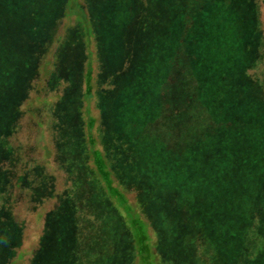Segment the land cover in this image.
Returning a JSON list of instances; mask_svg holds the SVG:
<instances>
[{
  "label": "rangeland",
  "instance_id": "obj_1",
  "mask_svg": "<svg viewBox=\"0 0 264 264\" xmlns=\"http://www.w3.org/2000/svg\"><path fill=\"white\" fill-rule=\"evenodd\" d=\"M69 1L0 0V211L8 210L23 175L21 188L32 194L26 200L56 195L53 227L79 225L80 262L135 264L129 233L87 162L81 113L91 52L110 165L123 185L138 184L136 174L145 181L144 201L162 244L190 235L197 264H264L262 0H72L75 12ZM120 84L129 89L124 111L117 109L122 124L114 116ZM135 95L147 105L142 126L134 121ZM30 97L36 107L28 113ZM224 97L229 103L218 105ZM242 113L254 118L247 124L234 118ZM250 149L254 164L244 157ZM159 183L169 194L166 221L156 218L162 197L148 199ZM204 192L219 212L201 223L186 208L197 209ZM228 203L234 214L224 209ZM19 234L5 228L0 264ZM51 250L45 246L34 264ZM182 251L173 258L165 252L164 260L181 264Z\"/></svg>",
  "mask_w": 264,
  "mask_h": 264
},
{
  "label": "trees",
  "instance_id": "obj_2",
  "mask_svg": "<svg viewBox=\"0 0 264 264\" xmlns=\"http://www.w3.org/2000/svg\"><path fill=\"white\" fill-rule=\"evenodd\" d=\"M77 5V2H73L72 0L69 1V11L70 7L73 6V11L75 12V7ZM72 10V9H71ZM262 12H264V0H262ZM264 16V13H263ZM262 24L264 25V19L262 18ZM91 28V27H90ZM86 34V31H85ZM92 28L90 34H86L87 39L90 40L92 38ZM262 39L264 42V31L262 33ZM244 41V40H242ZM245 46V44H243ZM151 48V47H150ZM90 56H92L87 61V68H86V78L85 84H84V92L86 90V98H82V119L84 122V128L83 133L85 135V151L86 155H88V165L91 167V171L94 174L95 179L99 182V185L103 188L104 196L111 202L114 210L119 218L121 217V224L127 232L129 233V246L131 247L134 256L133 259H135V264H167L163 257L165 255V252H168L173 257L179 256L181 251L184 252V254H187L186 257L182 258L181 264H184L185 261L190 259L191 264H197L198 258L195 256V246L190 242L189 240L191 237L190 235H186L188 237L183 238V235H174L173 242L165 244H162L161 238L163 236V231L160 229V227L156 226L155 221L153 217L150 215V212L148 211V204L145 203L146 199V191L149 190L147 187L142 188L141 186L145 185V181L141 179L140 174H136V182L129 185H123L121 184V180L119 181V177L117 176L116 172L113 170V168L110 165L109 157L107 154V150L104 145L103 141V133L104 129L102 128V115L99 107L96 103V92L95 86L96 82L94 81V73H95V65H94V59L93 54L90 52ZM263 57H264V44H263ZM96 62V61H95ZM248 70H251V67L248 68ZM247 70V73L249 74V71ZM246 70H243V76H245ZM159 76H156L158 78ZM139 79H143V72L141 71L139 74ZM130 83V89L132 82ZM142 82H139L136 80L134 84H137L136 87H138L139 91H142L144 88L141 85ZM156 84V83H155ZM120 89L118 90V93L121 92L117 97H119L120 104H115L114 109V116L118 119V122L121 123L122 118L124 115H121V113L118 112L117 109L120 105H122L121 99L127 98L126 95L129 94L128 87L123 89L119 85ZM135 87V88H136ZM155 87V86H154ZM91 88V89H90ZM134 88V87H132ZM138 89H135L134 91H137ZM142 93H140L141 95ZM136 97V107L137 109L134 111V121L136 124H140L141 126L144 124L143 119L139 117L144 111V108H146V104L143 103V100L139 98L140 96L135 95ZM35 98V97H34ZM88 98V102L86 103V99ZM33 100V97L28 98L25 102V105L27 106L25 109H27V112L30 113L29 109L31 107H36L35 102H33V105H30L29 103ZM57 100V99H56ZM221 102H217L218 105L227 104L229 103L228 99L226 97L222 99H218ZM142 101V102H141ZM56 102V101H55ZM246 101L244 99H241L239 101V104H245ZM23 105V106H25ZM152 107V106H151ZM153 108V107H152ZM247 108L243 109L242 111L246 110ZM121 111H124V109H121ZM222 115H228L230 116L231 113H227V111L222 112ZM32 116L35 114H31ZM249 115V117H248ZM232 116V115H231ZM248 117V118H247ZM235 119L242 121L244 124L249 123L250 119L254 118V115L242 113L234 116ZM235 121V120H233ZM122 124V123H121ZM123 125L125 123L123 122ZM39 127V126H38ZM41 128V127H40ZM147 129V128H146ZM142 130V128H140ZM259 137V135H258ZM144 139V138H142ZM257 138L249 139L250 143L255 141ZM260 139L264 140V136ZM248 142V139H247ZM19 153V152H18ZM20 157V156H19ZM245 158L248 159V162L251 164L253 163V158H255L254 152L250 149L247 151V153L244 155ZM43 159V157H42ZM26 164L32 165L34 163L33 161L25 160ZM44 163V162H43ZM37 164V163H36ZM36 164L32 165L35 166ZM44 168H48V164L43 165ZM218 174H213V177L216 179ZM22 180L24 179V176L21 175L19 178ZM207 175L202 176V178H206ZM264 177V176H262ZM257 181V180H254ZM21 183L16 184L14 191V197L10 198L9 202V208L8 210L2 209L0 211L6 214V216L3 215L0 216V225L1 227H4V229H1L0 231V237L3 235L4 230L7 226L10 228L13 227L16 231H18L20 234L18 238H16L15 241L11 242L9 245H7V253H6V262L4 264H34L35 260L39 258V256L44 252L45 246L48 245L52 250L50 252H46L47 259L42 262V264H84V262H80V257H78V252L82 250L79 245L80 242L77 243V237L80 236V230L79 225H76L73 220V223L68 227V224H62L61 226H52V217L56 214V211H58L57 208H50L51 205H53V199H56V195H53L51 198L48 196V198H45L42 200L41 203L37 202L36 200H33L32 197H29L28 200L25 199L27 196H32L30 194V191L22 189ZM252 183V182H251ZM157 189H159L157 192H154L153 194H148V199H151L153 202L155 199H161L163 201L161 204L158 201V207L163 206L161 212H163L161 216V212L159 214H156V218L165 219V207L167 206V202L169 203V194L163 189H161V184H158ZM161 189V190H160ZM211 192V191H210ZM16 194V195H15ZM152 195H154L152 197ZM210 193L204 192L201 194L198 198L197 202V209L187 207L188 211L191 213L192 217L194 215V219H198V221H206L207 219H212L214 217V214H216L215 209H218L219 212V206L214 207L213 205L210 206ZM144 196V198H143ZM55 197V198H54ZM62 200V199H61ZM52 201L51 203H49ZM23 203L26 204V207H24ZM61 203V202H60ZM147 204V205H146ZM164 204V205H163ZM22 206L25 213L30 216V219L25 222H22L23 214H20L18 212V206ZM65 202H63L64 207ZM69 205H75V202L69 201ZM61 207V205H60ZM61 207V208H62ZM233 204L228 203L227 206H225V210L232 211V214H234L235 210H228L229 208H233ZM69 207L66 206L65 210ZM227 208V209H226ZM22 209V210H23ZM222 208H220L221 210ZM222 209V210H224ZM4 210V211H3ZM60 210V208H59ZM73 210L66 212V216H71L72 218ZM164 224V223H163ZM253 227V226H252ZM256 227V225H254ZM57 232V233H56ZM56 233V234H55ZM70 233V234H69ZM259 235H262L260 232H258ZM161 235V236H160ZM264 235V233H263ZM3 237V236H2ZM161 237V238H160ZM51 238V239H50ZM52 238H55L56 244L54 245L51 243ZM131 239V240H130ZM48 241V243H47ZM1 243V242H0ZM172 254H171V253ZM40 254V255H39ZM173 260V259H172ZM167 260V261H172ZM113 261V260H112Z\"/></svg>",
  "mask_w": 264,
  "mask_h": 264
}]
</instances>
